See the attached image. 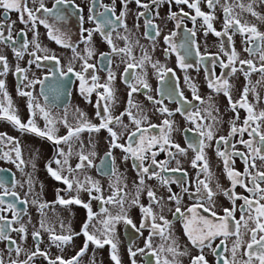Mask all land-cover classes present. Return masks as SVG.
<instances>
[{"label":"snow or ice","instance_id":"snow-or-ice-1","mask_svg":"<svg viewBox=\"0 0 264 264\" xmlns=\"http://www.w3.org/2000/svg\"><path fill=\"white\" fill-rule=\"evenodd\" d=\"M117 2L111 0V3L106 4L103 0H88L85 15L84 8L76 4L75 0H55L51 8L46 6L44 0H0V45L10 48L17 61L11 66L8 56L0 51V120L7 121L22 134H33L53 144V156L45 166L46 171L51 178L65 186L56 190L54 203L61 206L77 205L86 210V219L80 232H73L68 225L65 234V225L61 221V234H57L46 218L45 209L51 205L39 199V193L34 191L32 174L25 172L29 161L24 159L20 140L0 132V160L15 165L26 176L25 183L28 185V191L22 198L16 188L24 187V183L15 179V173L11 174V180L0 175V241L8 242L9 256L14 252L19 257L25 251L12 238L11 233H17L20 240H27V224L31 223V218L27 223L22 220L28 215V205L35 206L40 214L39 227L34 225L31 232L35 250L26 252L27 259L23 261L10 258L8 264H30L37 256L44 257L48 264H79L89 244L98 249L109 246L110 259L114 264H122L116 237V225L121 222L140 236H143L142 230L147 229L149 233L144 248L128 247L130 264H137L138 254L153 257L155 264H183L181 257H188L189 264H209V253L215 258V264H264V109L257 111L256 108L260 102L256 85H264V32L256 24L242 21L239 14L235 13V9L239 8L241 12L246 11L257 20L264 21V15L254 7L256 4L264 5V0H250L247 4L239 0H233V3L224 0L223 4L220 0H205L210 10L208 12L201 9L202 0H119L118 13ZM29 3L35 6L29 7ZM133 3L139 10L134 14L133 27L130 28L128 17L132 10L129 5ZM164 4L169 6L167 20L175 22V29H184L185 36L179 44L175 40L177 31L162 35L163 28L157 23V20L163 19L159 9ZM173 4L178 6V11L171 10ZM217 5L223 13L221 30H217L213 23L217 19ZM184 6L189 11H185ZM69 8L75 10L73 14L78 18V42H73L70 35L55 23L67 20ZM13 12L17 14V20H11ZM141 19L144 29L141 35L149 42L151 51L141 43V37L136 35L141 28ZM186 19L192 22V28L184 25ZM198 19L201 20L200 27L205 37L211 33L218 38L217 53H209L207 50L201 53L196 41ZM17 21L23 27L14 36L13 29ZM85 24L92 26L85 27ZM41 25L47 30V37L51 41L71 50L72 57L66 70L60 67L57 55L41 44L38 31ZM29 33H32L31 39L28 38ZM237 34L242 38V52L247 54V59L241 58V51L235 47L233 38ZM96 36L107 45L108 51H97L94 40ZM161 36L166 45L163 49L165 57L175 54L179 69L185 72L184 82L191 91V100L180 89L174 69L152 58L151 52L155 51ZM80 45H83L82 49ZM193 53L196 61L190 63L188 58ZM25 55L30 57L26 62L28 67L19 63ZM42 61L55 62L60 77L71 76L79 82V93L92 104L94 118H89L79 108L74 109L73 123L67 119V108L63 116H53L49 98L51 96L53 101L58 99L60 88L46 86L45 82L49 79L47 75L43 79L35 78L34 74L33 78L29 77L30 67L35 65L41 68L44 66ZM205 61L211 65H205L207 88L212 94H222L227 99V110L233 113L227 121L229 128L226 135L217 134L224 121L213 95L201 96L197 84L187 75L188 69L199 71L198 65ZM255 61H258L259 66ZM149 66L161 84L155 90L148 82ZM217 66L221 69L218 76L215 73ZM100 72L105 73L104 77L99 75ZM237 72L243 74L246 83L239 98L234 100L230 79ZM256 72L261 79L254 85L251 75ZM9 73L17 79V95L26 99V121L21 119L8 92L6 77ZM118 74L128 89L125 107L119 113L115 111L119 103L116 87ZM51 75L55 77L56 71H52ZM168 79L174 83L165 86ZM36 85L40 89L34 94ZM153 91L156 95H153ZM249 93L253 95L256 104L249 101ZM93 94L96 97L95 103L91 99ZM137 94L143 95L152 105L151 111L135 99ZM39 97H43V104ZM165 99L178 106L174 110L170 109L165 105ZM241 110L245 113L243 119ZM155 114L161 117L159 123L151 120ZM176 114L183 117L187 126L181 128L177 125L174 119ZM38 120L43 121V127ZM58 124H63L67 130L65 135H58ZM102 130L107 133V151L100 160L99 169H107L102 174L113 181L109 184L111 194L107 197L103 195L100 181L87 174L88 169L97 167L94 164L97 152L93 134ZM84 132L89 133L87 145L81 139V133ZM176 133L183 137L185 146L174 139ZM62 145H66L67 150ZM74 145L78 147L74 148ZM208 148H213L216 157L222 162V171L230 182L229 187H223L214 176L206 151ZM115 150L122 153L124 163L131 161L130 166L136 177L131 192L127 191L128 184L123 182V174L118 171ZM189 151L193 153L189 163L195 170L191 178L182 166V158H187ZM161 153L165 159H157ZM73 155L77 160L74 166L70 163ZM237 159L243 164V171L236 169ZM35 167V163H32V168ZM4 171L0 169V173ZM151 180H156L160 187L167 190L166 197L157 195V191L148 184ZM172 184H176L180 191L173 192ZM238 186L247 195L237 193ZM61 191L66 197L60 195ZM81 193L87 194V201L81 198ZM142 194L147 197L146 205L141 203ZM218 195H223L231 204V207L222 209V214L216 210L215 197ZM185 197L191 201L190 204L184 203ZM93 200L99 201V212L93 211ZM237 201L241 203L237 205ZM126 204L139 208V227L128 215ZM106 205H116L118 213L113 215ZM165 208L172 220L164 214ZM173 221L182 226L187 240L183 247L172 231ZM42 233H47L51 244L61 250L71 244L76 236L82 235L84 244L71 259L65 260L62 256L51 259L40 248ZM155 237L161 241L156 247L153 244ZM217 240L219 243H216ZM145 249L149 251L145 252ZM192 250H196L195 255ZM0 264H5L2 255ZM92 264H95L94 258ZM146 264H152V260L149 259Z\"/></svg>","mask_w":264,"mask_h":264},{"label":"flooded vegetation","instance_id":"flooded-vegetation-1","mask_svg":"<svg viewBox=\"0 0 264 264\" xmlns=\"http://www.w3.org/2000/svg\"><path fill=\"white\" fill-rule=\"evenodd\" d=\"M44 2H45L47 7L51 8L53 6L55 0H44ZM103 2L108 4V3H111V0H103ZM144 2H147V0H144ZM228 2L233 3V0H228ZM239 2L247 4L250 2V0H239ZM75 3L80 5L81 7H83L85 10V15H87L88 0H75ZM220 3L223 4L224 0H220ZM34 6L35 5H32L31 3H29V7H34ZM129 7L132 11L128 17V24H129V27L132 28L133 22H134L133 21L134 14L139 9H137V7L134 3L129 5ZM254 7H255V10L257 12H259L261 15H264V5L256 4ZM201 9L205 12L210 11L207 7L205 0H202V2H201ZM119 10H120V5H119V0H118V2H117V13L119 12ZM171 10L172 11H178V6L173 4ZM184 10L189 11V9H187L186 6H184ZM74 11H75L74 9L69 8L68 12L70 14L68 15L67 20L66 21H57L55 23L64 32H66L70 35L71 40L73 42H78V40H79V24H78L77 16L75 14H73ZM159 11H160V16L163 19L157 20V23L161 24V27L163 28L162 35L168 34L170 31H173V30L177 31L178 34H177L175 40H176V43L179 44L184 39V36H185V32H184L183 27L181 29L177 30V29H175V22L167 20L166 17H167V13L169 11V6L167 4L161 5ZM235 13L239 14V17L242 21H247L248 23H254L257 25V27L260 31L264 32V21L257 20L255 17L251 16V14L246 12V11L241 12V10L239 8L235 9ZM215 14L217 16V19L213 22L214 27L217 30H221L222 25H223V13H222V10H221L219 5H217V8L215 10ZM0 19H2V10H0ZM11 20H17V14L16 13H14V12L11 13ZM50 22H52L51 19H50ZM140 24H141V28L136 33V35L141 37V43L144 44L145 46L149 47V50L151 51L150 46H149V42L144 40L142 38V35H141L144 31L142 19L140 21ZM200 24H201V20L198 19L197 23H196V30H197L196 41L199 44L201 53H204L205 50H207V52H209V53H217L218 52V43H219L218 38L215 37L211 33H209V35L207 37H205L203 35V30L201 29ZM184 25H186L187 28L193 27L192 22L190 20H187V19L184 21ZM90 26H92V25L85 24V27H90ZM22 27H23V25H21L17 21V23L15 24L14 29H13L14 36H15V33L17 31H19V29H21ZM38 31L40 34L39 40H40L41 44L44 47H47L51 52H53L57 55V57L60 59V62H61L60 67L64 70H66L68 62L72 57L71 50L67 49V48H62L59 45H57L54 41H51L47 37V30L42 25L38 26ZM28 38L29 39L32 38V33L28 34ZM233 39L235 41L236 49L238 51H241V58H243V59L249 58L246 53L242 52V44H241L242 38H241V36L239 34H237L234 36ZM94 40H95L96 48H97L98 52L108 51L107 45L103 44L100 41L99 36H96L94 38ZM118 43H121V42H118ZM121 46H122V43H121ZM165 47H166V45L163 44V39L161 36L159 42L157 43L155 51L151 52L152 58H153V60H159L162 64L166 65L167 67H171L174 69V71L176 72V76L179 78L180 89L184 92L185 96L189 100H191L192 99L191 91L184 82L185 72L179 69V67L177 65L175 54H171V55L165 57L164 52H163V49ZM80 48L82 49L83 45H80ZM0 51H3L8 56L10 65L14 66V64L17 61H16L15 56L12 54L11 49L5 48L3 45H0ZM136 54L137 55L139 54L138 49L136 50ZM29 58L30 57L25 55L24 60L19 61L21 66L28 67L26 62ZM195 61H196V57H195V54L193 53V55L188 58V62L195 63ZM255 62H257V66H259L258 61H255ZM41 63L44 65L41 68H36L35 65H32L30 67L29 77L33 78V74H34L35 78L43 79V77L47 75L49 77V79L45 82L46 86L52 85V86H57L60 88V95H59L58 99L53 101L51 96L49 98V102H50V106H51V112H52L53 116L56 118L63 116L65 108H67V119H68L69 123H73L74 122V109L79 108L80 110L87 113L89 118H94V111L95 110H94L92 104H89L87 101H85L84 97H82L79 93V82L76 81L75 78L71 77V76L68 78L60 77L59 72L56 69L55 62L42 61ZM205 65H207L208 67H211V65L208 64L207 61H205L204 64L198 65L199 71H196L195 68H191V69H188L187 75L190 76L192 78V81L197 84V86L199 88V93L201 96L207 97L210 94L213 95L214 103L220 109V113L222 115V120L224 121L219 126V131L217 134L218 135H226L228 128H229L227 121L229 120L230 117H232L233 113L231 111L227 110V108H228L227 99L222 94L217 96L215 94H212L211 90H209L207 88V81L205 78ZM237 66L239 67V65H237ZM76 67L78 70L79 65L77 64ZM122 70H123V65H121V68H120V71H122ZM52 71H56L55 77H53L51 75ZM147 71H148V82L150 83L152 89L155 90L156 88L161 87V84H160L159 80L157 79V76L155 75V73L153 72V70L151 69L150 66L148 67ZM220 72H221V69L217 66L215 69L216 75L217 76L220 75ZM99 75H101V77H104L105 73L100 72ZM169 75H171V74H169ZM260 79H261V77H260V74L258 72L253 73L251 75V81L254 85L256 84V81H258ZM173 83H174V81L172 79H168L165 86L172 85ZM230 83L233 85V89H232L233 99L234 100L238 99L240 96V92L242 91V88L246 83L243 74L240 72H237L235 76L231 77ZM16 84H17L16 77L12 73H9V75L6 77V85H7L8 92L12 97V100H13L15 107L18 109V114L20 115L21 119L26 121L28 118V111L26 108V99L19 97L17 95ZM116 87L118 89L117 95L119 97V103L116 105L115 111L117 113H119L125 107V101L127 98L126 93L128 90L126 88V86L120 81L119 74H118V78L116 81ZM39 89H40V86L36 85L34 94L38 93ZM46 91H47V87H46ZM256 91L260 95V102L258 104H256V101H255V99L251 93H249L248 99L250 102L256 104L257 111H259L260 109H264V85H256ZM68 93H70L71 95H68ZM153 95H156V93L154 91H153ZM157 98L159 99L161 97L157 96ZM91 99H92V102L95 103L96 97L94 94L91 97ZM135 99L137 101H139L141 104L145 105L147 110L151 111L152 105L149 104L145 100V97L143 95L137 94L135 96ZM39 100H40L41 104L44 103L43 97H39ZM164 103H165V105H167L172 110H174L178 106L175 102H170L167 99L164 100ZM244 115H245V113L243 112V110H241V119H243ZM174 119L177 121V125L179 127L183 128V127L187 126L185 124L183 117L180 116L179 114H176ZM151 120L153 123H159L161 120V117L159 116V114H155V115L151 116ZM125 122L127 123V117H125ZM38 123L41 127H43V121L42 120H38ZM57 127L59 128L58 135H65L66 134L67 130L64 128L63 124H58ZM0 132H6L8 135L16 137L20 140L21 146L23 148L24 159L26 161H29V163H27V165L25 166V172L32 174L33 181H34V188L37 185L36 182L39 183L40 185H42V182H44L45 177H47V178L49 177L52 181H55L47 173L46 167H45L46 164L48 163V161L53 156V152H54V146L51 142L47 141L46 139L36 137L33 134H22L18 130H16L10 123H8L7 121H4V120H0ZM94 136L97 137V139L95 140V143H96V149L95 150L97 152V156L94 159V164L97 167L88 169L87 174L92 176L94 179L100 181V184L103 188V195L105 197H107L111 194V190L109 189V184L113 181H112V179H110L109 176L102 174V172L107 171V169H103V170L99 169L100 160L104 157V153L107 151V143H106V139H105L107 136V133L102 130L98 134H93V137ZM81 139L85 142V145H87L88 139H89V133H87V132L81 133ZM174 139L178 143H180L182 146H185L183 137L179 133L174 134ZM245 139H247V136H245ZM62 147H64L65 150H67L66 145H62ZM76 147H78V145H74V148H76ZM206 151H207L210 166H211V169L214 173V176L216 177V179H218L219 183L223 187H225V188L229 187L230 182L224 176L223 171H222V167H223L222 162L216 157L213 148H208ZM114 155L116 156V165H117L118 171H119V173L123 174V177H124L123 182L128 184L127 191L131 192L133 190L132 182H133V180L136 179L135 173L130 166L131 161H129L127 164L124 163L121 159L122 153L119 150H115ZM192 156H193V153L191 151H189L188 157L182 158V166L184 169L187 170L190 178L194 177V175H195V170L191 168L190 163H189ZM165 158L166 157L163 153H161L160 156L157 157V159H165ZM76 162H77L76 157H75V155H73V157L70 160V163L74 166ZM32 163H35V165H36L35 169L32 168ZM41 167H42V169H41ZM53 167H55V165H53ZM235 167L237 170L243 171V164L241 163V161L239 159L236 160ZM0 169L5 170L4 172L0 173V175H4V176L8 177L9 180H11V174L15 173V179H17L21 182H23V180H24V182L26 181V176L23 173H21L20 171H18L16 169L15 165H13L12 163H9V162L4 161V160H0ZM39 169L42 170L41 171L42 174H40ZM8 170H10V171H8ZM176 175H178V174H176ZM55 182H57V181H55ZM57 183L61 184V186H58L57 189H63L65 187L62 183H60V182H57ZM148 184L151 185L157 191L158 196H165V197L167 196V190L165 188L160 187L156 180L148 181ZM214 186H215V184L213 183V187ZM171 187H172L173 192H179L180 191V188L176 184H172ZM16 191L20 194V196L22 198L24 197L25 191L23 190V187L18 186L16 188ZM236 191H237V193L247 195V193L244 192V189L240 188L239 186L236 188ZM60 195L66 197V194L63 191H61ZM81 198L84 199L85 201L88 200V196L86 193H81ZM31 199H32V197L29 196V200H31ZM39 199L41 201L47 202L51 205L49 208L45 209L46 218H47L48 223L55 229L57 234H61V228H59L61 221H63V223L66 227L68 225H73V224H76L78 222L76 217H73L71 215L70 211H65V210H70L69 208L60 207V205L58 203H54L56 201V190H55V193H39ZM215 199L217 201V209L216 210L218 213L222 214V209L224 207H231L230 202L223 195H218L215 197ZM141 203H143L145 205L148 203L147 197L144 194L141 195ZM184 203L190 204L191 201H189L187 199V197H185ZM240 203H241V201H237V205H239ZM91 204H92L93 211L99 212V210H100L99 201L93 200L91 202ZM55 205H58V207H56ZM74 207L81 208L83 213L85 214V219H86V210L83 207L77 206V205H74ZM106 207L109 208L110 212L115 211L116 214L119 211V208L116 205H106ZM125 207L128 210V215L130 216V218L137 225V227H139L140 220H141V213L139 211V208L134 207V206L129 207L127 204L125 205ZM156 210L159 211L158 208ZM164 214L168 217V219L172 220V216L167 211V208H165ZM8 215L10 218L11 214L9 213ZM29 217L31 218V223L27 224V226H28V238H27V240H20L17 233H15V232L11 233L12 238L17 241L19 246L21 248L25 249L24 252H21L19 257H17L14 252L11 254V256H9L8 242L7 241H0V255L3 256L5 264H8V261L10 258L11 259H19V260L23 261V260L27 259L26 252H31V251L35 250V242L31 238V232L34 230V228H33L34 225L36 227H39L40 214L37 211L36 207L31 205V204L28 205V215L23 217L22 222L27 223L29 220ZM238 217H239V212H237V218ZM81 226L79 229H77L76 231H73V232H80ZM14 227H18V225H14ZM132 230H134V229H132L130 226H128L126 234L122 235V239L126 240V249H128L129 246H132V242L130 243V241H132L131 237L134 235V233L131 232ZM142 231H143V236H142L143 244L140 248H144L145 239L148 237V234H149L147 229L142 230ZM172 231H173L176 239L179 241L181 247H183L185 244H187L186 237H184V235H183L182 226L179 222L173 221ZM66 232H67V230H65V234H66ZM247 239H248V237L245 236V240H247ZM160 243H161V241H160L159 237H155L153 240L154 247H156ZM216 243H219V241L217 240ZM69 245H65L63 247V250H61V249H59V248H57L51 244V242L48 239L47 233H42V243L40 244V248L42 251H46L49 254V257L51 259H55L56 256H62L65 260L71 259L72 257H74L76 255V253L73 255L70 253ZM229 245H230V242H229ZM148 251H149L148 249H145V252H148ZM192 254L195 255L196 250H192ZM127 257L130 260L128 252H127ZM136 259H139L138 261L143 260L144 264H146V261L151 259L152 264H155V260L153 257L146 256L143 254H138ZM207 259L209 260V264H215V258L210 253L207 255ZM181 260H182L183 264H189L188 257H181ZM30 264H48V261L42 256H37V257L33 258V260L30 262Z\"/></svg>","mask_w":264,"mask_h":264},{"label":"rangeland","instance_id":"rangeland-1","mask_svg":"<svg viewBox=\"0 0 264 264\" xmlns=\"http://www.w3.org/2000/svg\"><path fill=\"white\" fill-rule=\"evenodd\" d=\"M94 139L96 140L97 137L94 136ZM42 169V167H41ZM40 170V174L41 173ZM24 183L23 190L25 192L28 191V185L27 183ZM36 187L34 188V191L36 193H55V190H57L58 186H61V184L52 181L49 177H45L44 182H42V185L36 182ZM42 186V187H41ZM63 186V185H62ZM58 207V205H55ZM60 207H65L69 208L70 210H65V211H70L71 215L73 217H76L78 222L76 224L70 225L72 231H76L77 229L80 228V226L83 224L85 220V214L83 213L82 209L79 207H74V205H68V206H61ZM113 215H115V211L111 212ZM60 228V226H59ZM128 229V226H125L122 222L116 225V237L119 241L118 248H119V255L121 257L122 264H130V260L127 257V249H126V240L122 239V235L126 234V231ZM130 229V228H129ZM65 230H67V227L65 226ZM131 232L134 233V235L131 237L132 241V247L135 249L136 247H141L143 244V238L139 234H137L134 230ZM84 244V238L83 236H76L72 243L69 245L70 247V253L73 255L77 253L81 247H83ZM93 258L95 260V264H114V262L110 259V247L105 246L102 249L96 248L94 245L89 244L88 250L85 255L82 256V258L79 261V264H92ZM137 264H144L143 260L138 261Z\"/></svg>","mask_w":264,"mask_h":264}]
</instances>
